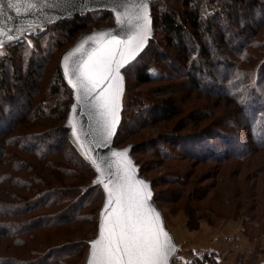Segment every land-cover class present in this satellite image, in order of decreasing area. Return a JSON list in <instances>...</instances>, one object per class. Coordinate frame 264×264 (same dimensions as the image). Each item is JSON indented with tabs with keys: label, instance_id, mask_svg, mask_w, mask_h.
Wrapping results in <instances>:
<instances>
[{
	"label": "trees",
	"instance_id": "1",
	"mask_svg": "<svg viewBox=\"0 0 264 264\" xmlns=\"http://www.w3.org/2000/svg\"><path fill=\"white\" fill-rule=\"evenodd\" d=\"M161 1L151 2V14L164 44L152 38L136 60L123 70L125 80L127 72L135 68L136 82L152 81L147 65V59L152 57V60L166 63L172 73L184 74L197 92L207 93L210 116L216 107L222 108V112L215 114L204 126L176 134L178 140L170 142L176 149L164 148L161 155L167 159L187 158L214 163L213 171L203 180L212 179L214 184L220 180H241L235 183L238 188L249 180L252 185H246L245 198L253 194V198L264 201V188H257L264 184V0H166L164 4ZM90 13H100V19L111 18L110 25L113 24L109 11L76 13L48 24L45 30H37L38 36L32 43L22 37L0 48V190L3 194L0 193V237L7 240L6 246H29L38 230L52 229L55 231L51 234L60 236L63 232L56 229L76 223H88L97 230L96 203L103 198V193L100 186L91 185L94 171L69 143L67 129L61 123L47 131L28 133L23 127L39 118L58 120L62 117L65 120L72 92L59 67L57 83L52 89L56 97L60 93L59 97L52 102L37 99L35 103V96L41 88L42 65L56 51L55 46H61L62 36L75 40L81 32L89 30L84 19ZM12 64H15L14 69H11ZM6 65L10 67L9 72H6ZM20 66L26 67L22 71L21 89L18 85ZM8 76L14 85L4 89ZM172 97L160 103L149 102L148 110L143 109L150 111L151 119L175 115ZM134 109L136 111L130 118L132 110L128 111L123 101L115 146L123 138L122 134L129 133L142 120L137 106ZM223 113L227 114L222 116ZM131 119H137L133 126L128 125ZM41 123V126L45 125V122ZM239 123L247 132L242 146L236 142V137H240ZM18 127L20 133L15 132ZM130 144L132 153L137 146ZM156 145L159 147L161 143ZM64 151L68 157L62 153ZM41 168H45V173H41ZM139 168L144 175L141 165ZM25 170L26 174H22ZM190 174L187 172L192 176V172ZM218 191L219 195L226 197V204L234 205V200L227 198L228 190L220 187ZM235 192L232 196L236 195ZM154 199L157 202L155 191ZM259 206L258 202H252L250 210L257 213L239 217L243 226L246 221L259 219L260 227L264 229V212L260 213ZM191 212L188 215L193 217ZM196 225L188 220L190 229ZM86 234L81 233L59 245H49L41 253H34L37 249L34 247L31 249L34 256L30 259L0 255V264H39L45 261L65 264L66 259L75 256L84 258L88 249ZM72 248L75 249L72 251ZM185 264H215V260L207 254L194 257Z\"/></svg>",
	"mask_w": 264,
	"mask_h": 264
},
{
	"label": "rangeland",
	"instance_id": "2",
	"mask_svg": "<svg viewBox=\"0 0 264 264\" xmlns=\"http://www.w3.org/2000/svg\"><path fill=\"white\" fill-rule=\"evenodd\" d=\"M161 2L164 4L166 0ZM157 10H159V6L155 8L156 13ZM100 16V13H90L85 16V24L89 30L92 27L110 26L112 23L111 18L100 19ZM37 33L38 31L32 35L24 36V38L28 43H32L34 37L38 36ZM214 35L215 34H213V36ZM61 38L63 40L61 46H55V48H57L56 51H53L49 60L42 65L43 73L41 72L42 76L40 78L41 88L39 93L35 96V103L37 99H40V101L45 100L52 102L60 95L59 93L56 97V94L52 90L57 83L58 60L63 50L74 40V38H67L65 36ZM153 38L164 44L162 33L157 27H155ZM0 58L2 57L0 56ZM152 59V57L147 59L150 74L153 76L152 81L147 83L136 82L134 78L135 68L127 72L125 80V89L127 90L124 92L123 101L128 111L129 109L132 110L129 114L130 118L133 113H135L136 110L134 108L137 106L138 114L142 120L138 121L139 124L137 126L135 125L129 133L122 134L123 138H120V143L117 144V147H123L128 143H133L137 146L135 151L132 152V156L138 161V164L141 165L144 176L152 182L153 191L157 193L156 203L163 214L165 225L172 233L175 241L180 245V249L173 258V262L175 264H185L187 260L191 261L194 257H197L193 256V250L191 249L192 243L195 241L199 242L202 235L207 236V231L209 232L210 229H212L213 232L216 231V229L226 232L228 230L236 231L237 233L235 236H239V241L236 239V241H238L237 244L243 242V253H246V250H248L247 247L250 249L253 247L254 249L253 253L248 252L250 256L247 260L248 264H255L257 260L264 261V229L260 227L261 220L246 221L243 226L242 218H239L241 215L246 216L249 213H257L256 211L250 210L253 208L251 207L252 202H258L260 205L258 208L260 213L264 212V201L261 198H253V194L248 195L246 198L244 196L246 185H252V183L246 180L240 188H238L235 183H240L241 180H220L219 183L214 184V180L212 179L203 180V178L207 177V173L213 171L214 163L187 158L167 159L161 155V151L164 148L166 150L176 149V147L170 143L178 140L179 137L175 138L176 134L180 135L188 130L197 129V126H204L209 119L215 117V114L221 113L222 108L216 107L215 113L210 116L207 112V100H209L207 93L203 91L197 92V90H194L189 82H187L184 74L178 72L172 73L166 63H159ZM14 68L15 64H12L11 69ZM25 68V66H20L21 75L18 82L20 89L23 87L24 75L22 71L24 72ZM9 69L10 67L7 66L6 72H9ZM166 73L172 75H165ZM156 75H160L161 78H154ZM209 82L210 80L207 78V83ZM12 85L14 84L11 77L8 76L3 87L5 89ZM159 88L161 90H159ZM161 91L162 93H160ZM170 96H173L172 98L176 110L175 115H168L167 117H163V119L158 117L151 119L150 111L148 112L143 109H147L146 106L149 102L160 103L159 101L169 98ZM226 114L227 113H223L222 116ZM41 122H45V125H48L41 126ZM61 123H64L62 117L58 120L49 117L45 120L39 118L32 124H28V126L22 125L26 128L24 132L31 133L47 131L55 128ZM136 123L137 119L128 121V125L133 126ZM36 124L39 125L34 126ZM242 126L241 123L238 124L240 137H236L238 139L236 142H239V146L243 145L245 140L244 134L247 133L246 129ZM236 129L238 128L236 127ZM15 132L20 133L19 127ZM164 135L168 136V138H162ZM160 140H165V142H160ZM154 143H161V146L158 147L156 144V146L152 145ZM178 151L177 149V152ZM62 153L67 157L69 156L66 151ZM23 156L26 157L25 154H23ZM40 164L42 163L40 162ZM26 172L27 170H25V172L23 171L22 174H26ZM187 172L189 174L192 172V176L187 175ZM41 173H45V168H41ZM70 180L72 179L70 178ZM220 187H224V189L228 190L227 198L234 200V205L230 204V202L226 204L228 202L226 197L224 198L218 194V189ZM257 188L259 190L264 188V184H260ZM233 191H237V193L235 192L236 195H233L234 197L232 196ZM240 192H242L241 195ZM1 195L3 194L1 193ZM101 202L102 199L100 198L98 203H96V206H98L96 214H98ZM189 211H192L193 217L188 215ZM189 219L190 223L197 224L194 229L189 228ZM56 230L63 232V235L56 236L55 234H51L55 231L52 229L38 230L36 232L37 236L33 237L29 246L21 245L16 248L6 246L7 240L0 237V255L30 259L34 256L31 250L34 249V247H37L34 253H41V251L46 250L49 245L54 246L62 244L63 241L67 239L72 240L79 237L81 233L86 234L88 232L86 238L90 239L95 235L96 231L95 227L88 223H76L69 227H59V229ZM42 242H44V244ZM74 249L75 248H72L71 250L73 251ZM68 251H70V249ZM75 253L76 251L74 254ZM201 256H207V252H204ZM84 258H77L75 256L66 259L65 264H83ZM238 260H240L239 257ZM227 262L230 263V260ZM39 264L48 263L45 261L39 262Z\"/></svg>",
	"mask_w": 264,
	"mask_h": 264
},
{
	"label": "snow or ice",
	"instance_id": "3",
	"mask_svg": "<svg viewBox=\"0 0 264 264\" xmlns=\"http://www.w3.org/2000/svg\"><path fill=\"white\" fill-rule=\"evenodd\" d=\"M21 2L22 0H8V6L14 8L19 15L20 8L17 5ZM140 2L143 8L136 19L142 23L136 25L133 35L122 39L118 34L99 31L95 34L98 39L88 37L92 41L90 51L86 58L80 60L77 71L69 73L67 66L64 68L65 75L76 77L75 81L71 78L68 80L76 90L77 104L72 106L73 113L77 112L78 103L82 99L97 110L96 115L102 122L103 129V142L97 144V147L110 146L119 124L123 91L121 70L128 68L136 60L152 35L147 0ZM116 23L122 29L131 25V22L126 25L119 15ZM9 31L11 30L0 29V46L6 43L4 37L9 41L20 38L14 34L9 35ZM20 32L23 35L24 30L21 29ZM82 48L83 45L76 51L79 52ZM64 60H68L67 55ZM73 135L77 141L80 140L75 126ZM128 151L111 152V156L117 160L114 162L115 170L110 171L109 175L115 179L103 183V189L107 191V203L101 213L99 239L90 242L91 256L95 259L90 260L89 264H170L175 246L162 226L160 214L150 205V185L143 179L136 178L134 162ZM85 156L91 159L87 153ZM91 162L95 164V160ZM97 183L101 181L98 180Z\"/></svg>",
	"mask_w": 264,
	"mask_h": 264
},
{
	"label": "water",
	"instance_id": "4",
	"mask_svg": "<svg viewBox=\"0 0 264 264\" xmlns=\"http://www.w3.org/2000/svg\"><path fill=\"white\" fill-rule=\"evenodd\" d=\"M152 1L155 0H147V7L150 17V29L152 33L147 45L155 33L154 19L151 14ZM0 6H2V12H0V29L11 30L9 31V35L14 34L15 36L20 37L19 39L24 36L32 35L37 30H45L48 24L54 23L76 13L94 12L99 10H105L111 13L113 18L112 25L94 27L90 30L81 32L75 38V40L63 50L58 60V67L61 76L72 92V101L68 106L63 127L67 129V138L71 146L94 171L91 185L100 186L103 193L102 202L98 210L96 234L87 240L88 249L83 264H89L90 260L95 259L91 256L92 245L90 242L99 239V223L102 218L101 213L104 210V205L107 203V191L103 189V183H107L109 179H115V177L109 175L110 171L115 170L114 162L117 160L116 157L111 156V152L125 149L129 150L128 155L134 162L136 178L143 179L150 185V191L152 193L150 205L160 214L162 226L169 234L171 241L175 246V250L173 253H171L170 259V264H173V258L180 249V245L175 241L172 233L165 225L163 214L154 199V191L151 181L141 173L139 165L132 156V144H127L123 147H117L114 145V138L122 118L121 114L125 92L124 69L121 70V75L123 77V91L121 94L119 124L108 148L96 146L97 144L103 142L102 122L96 115L97 110L91 107V105L86 104L82 99L78 103L77 112L73 113L72 106L77 104L76 90L71 87V85L68 83V80L71 78L75 81L76 77L75 75L67 76L64 72L65 66H67L69 73H75L77 71L80 60L86 58L87 52L90 51V45L92 44V41L88 39L89 36H92L93 39H98L99 37L95 34L99 31H108L113 35L118 34L122 39H126L129 35H133L136 31V25L138 23H142V21H137L136 18L138 15H140L143 4L140 2V0H87V2H85V0H22V2L17 5V7L20 8L19 15H17L14 8L8 6V0H0ZM117 15L120 16L121 20H123L126 25L129 22H131V25L122 29L121 26L116 23ZM21 29L24 30L23 35H21ZM4 39L6 43L0 46V48H3L4 46L19 40L14 39L9 41L6 37H4ZM81 45H83L82 50L77 52L76 49L80 48ZM66 55L68 56L67 61L64 60ZM69 121H71V124ZM73 126H75L76 134L80 137L79 141H77L73 135ZM90 149H92V151H90ZM85 153H87L88 157L91 159L86 158ZM92 160H95V164L91 162ZM98 180L101 181V183L98 184ZM110 210L111 209L109 208V211Z\"/></svg>",
	"mask_w": 264,
	"mask_h": 264
},
{
	"label": "crops",
	"instance_id": "5",
	"mask_svg": "<svg viewBox=\"0 0 264 264\" xmlns=\"http://www.w3.org/2000/svg\"><path fill=\"white\" fill-rule=\"evenodd\" d=\"M236 233L237 232L233 230H228L226 232L216 229V231L213 232L212 229H210L209 232L207 231V236L202 235L199 242L195 241L192 243L191 249L193 250V256L199 257L204 252H207L208 255L213 257L215 264H248L247 260L250 257L248 252L253 253L254 249L253 247L252 249L247 247L248 250H246L244 254L242 251L244 250L243 242L237 244L239 236H235ZM236 239H238V241H236ZM238 257L241 262L238 260ZM228 260H230V263L227 262ZM258 261L259 260H257L255 264L264 263L263 260ZM173 264L175 263L173 262Z\"/></svg>",
	"mask_w": 264,
	"mask_h": 264
}]
</instances>
